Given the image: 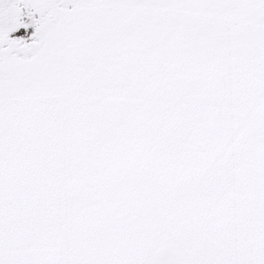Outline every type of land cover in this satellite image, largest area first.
Returning a JSON list of instances; mask_svg holds the SVG:
<instances>
[{"label": "snow or ice", "instance_id": "obj_1", "mask_svg": "<svg viewBox=\"0 0 264 264\" xmlns=\"http://www.w3.org/2000/svg\"><path fill=\"white\" fill-rule=\"evenodd\" d=\"M0 264H264V0H0Z\"/></svg>", "mask_w": 264, "mask_h": 264}]
</instances>
